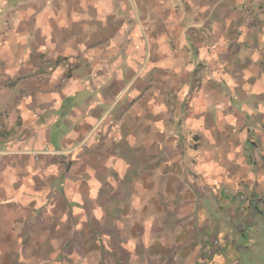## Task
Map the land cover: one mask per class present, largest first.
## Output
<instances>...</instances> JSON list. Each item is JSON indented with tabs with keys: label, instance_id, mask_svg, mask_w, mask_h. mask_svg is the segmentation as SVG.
Segmentation results:
<instances>
[{
	"label": "crops",
	"instance_id": "obj_1",
	"mask_svg": "<svg viewBox=\"0 0 264 264\" xmlns=\"http://www.w3.org/2000/svg\"><path fill=\"white\" fill-rule=\"evenodd\" d=\"M0 152V264L182 263L204 201L262 223L264 0H0Z\"/></svg>",
	"mask_w": 264,
	"mask_h": 264
},
{
	"label": "rangeland",
	"instance_id": "obj_2",
	"mask_svg": "<svg viewBox=\"0 0 264 264\" xmlns=\"http://www.w3.org/2000/svg\"><path fill=\"white\" fill-rule=\"evenodd\" d=\"M151 57L146 56L143 60L137 61L140 66L138 76L141 78L148 74L147 66L150 64ZM195 68L207 70L204 76H212V66L206 63V60L196 59ZM209 65V66H208ZM199 135L196 131L185 130L184 137L189 143L194 144L196 137ZM56 137V134L53 135ZM229 194H232L229 191ZM259 203L264 200L258 197ZM208 216L206 224L209 227L201 226L206 234L205 240L199 241V255L195 258L190 257L182 263L176 264H264V214L261 215V222H255L251 219L249 223L238 220V216L225 217L227 215L226 205L223 211H220L219 203H209L204 201ZM220 206H222L220 204ZM202 207V203L199 204ZM228 209V207H227ZM263 207L258 208V212H264ZM226 214H223V213ZM244 219V218H243ZM227 224V225H226ZM239 228V229H238Z\"/></svg>",
	"mask_w": 264,
	"mask_h": 264
},
{
	"label": "built area",
	"instance_id": "obj_3",
	"mask_svg": "<svg viewBox=\"0 0 264 264\" xmlns=\"http://www.w3.org/2000/svg\"><path fill=\"white\" fill-rule=\"evenodd\" d=\"M44 64L46 65V66H51V61L49 60V59H45L44 60ZM0 154H1V152H0ZM261 199V198H260Z\"/></svg>",
	"mask_w": 264,
	"mask_h": 264
}]
</instances>
